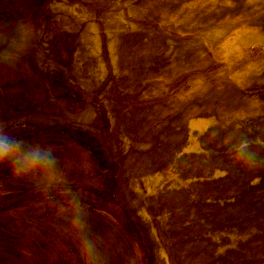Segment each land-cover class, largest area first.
Segmentation results:
<instances>
[{
	"label": "rangeland",
	"instance_id": "rangeland-1",
	"mask_svg": "<svg viewBox=\"0 0 264 264\" xmlns=\"http://www.w3.org/2000/svg\"><path fill=\"white\" fill-rule=\"evenodd\" d=\"M0 131V264H264V0H0Z\"/></svg>",
	"mask_w": 264,
	"mask_h": 264
},
{
	"label": "clouds",
	"instance_id": "clouds-1",
	"mask_svg": "<svg viewBox=\"0 0 264 264\" xmlns=\"http://www.w3.org/2000/svg\"><path fill=\"white\" fill-rule=\"evenodd\" d=\"M254 145L264 147V140L259 137L252 139L243 138L236 147L240 159L246 164H256L259 152ZM11 160L14 164L13 172L16 174L27 173L37 169H55L58 158L52 146L41 148L36 146H24L23 141L15 136L0 131V161ZM81 228L86 221L82 210H78L74 221ZM86 251L93 260H99V253L91 240L86 241Z\"/></svg>",
	"mask_w": 264,
	"mask_h": 264
},
{
	"label": "bare ground",
	"instance_id": "bare-ground-1",
	"mask_svg": "<svg viewBox=\"0 0 264 264\" xmlns=\"http://www.w3.org/2000/svg\"><path fill=\"white\" fill-rule=\"evenodd\" d=\"M65 7V6H64ZM73 7V6H72ZM73 8H75V7H73ZM72 9V8H71ZM74 11V10H73ZM75 12H76V10H75ZM78 15V14H77ZM80 18H81V16H80ZM91 20V19H90ZM87 23H88V21H87ZM95 25V24H94ZM94 25L93 24H91V23H89V24H85V25H82V27H81V40H82V42H83V45H85L86 46V48H87V50L90 52V54L92 55V56H94V57H97L96 56V54H98L99 52H97L96 51V48H97V46H99V45H97L98 44V39H97V37H96V34L95 33H91V30H92V32H94V28L95 29H97L96 27H94ZM99 30V29H98ZM98 30H97V32H98ZM110 31V30H109ZM109 31H108V33H109ZM110 36V35H109ZM109 36H108V38H109ZM113 40V39H112ZM108 44V43H107ZM109 46L111 47L112 46V41H109ZM100 47V46H99ZM98 47V48H99ZM19 48H20V46H19ZM112 48V47H111ZM111 50H109V52H110ZM113 52H111V54H112ZM113 56V55H112ZM100 57V56H99ZM98 59V58H97ZM102 59V58H101ZM102 61V60H101ZM99 65V64H98ZM101 66V65H100ZM99 66V67H100ZM96 69V68H95ZM100 69V68H99ZM101 70V69H100ZM102 72V71H101ZM99 76H101V75H99ZM100 78V77H99ZM90 111H89V109L88 108H86L84 111H82V113L81 114H83V116L84 117H87V116H89L90 115V113H89ZM202 121V120H201ZM201 121H199V120H196V121H193L192 122V120H191V122L192 123H194L195 124V127L199 124V122H201ZM198 123V124H197ZM206 123V122H205ZM204 123V124H205ZM203 124V123H202ZM201 124V125H202ZM190 125H191V123H190ZM199 126H200V124H199ZM191 127H193V126H191ZM201 128H202V126H200ZM199 127V128H200ZM145 181V180H144ZM143 184V185H142ZM149 185V184H148ZM139 186L140 187H143V186H145L146 187V183L144 182H141V185L139 184ZM136 187V186H135ZM149 187V186H148ZM147 187V190L149 189ZM136 189H138V186H137V188ZM150 190H152V189H150ZM139 192V191H138ZM150 191H148L147 193H149ZM146 194V193H145ZM140 210L142 209V208H139ZM139 210V211H140ZM144 211V210H143ZM141 213V216L144 214V212H143V214H142V212H139V214ZM145 215V214H144ZM144 215H143V217H144ZM157 240V239H156ZM165 255V254H164ZM163 255V253H162V250H161V248L160 249H157L156 248V250L154 251V261H155V264H163V262H165V256ZM167 263L169 264V262H168V260H167Z\"/></svg>",
	"mask_w": 264,
	"mask_h": 264
}]
</instances>
